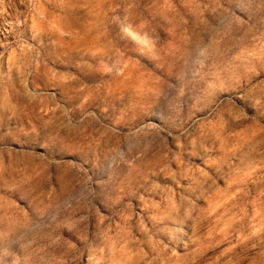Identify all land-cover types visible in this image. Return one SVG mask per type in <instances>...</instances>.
Here are the masks:
<instances>
[{
    "label": "clouds",
    "instance_id": "1",
    "mask_svg": "<svg viewBox=\"0 0 264 264\" xmlns=\"http://www.w3.org/2000/svg\"><path fill=\"white\" fill-rule=\"evenodd\" d=\"M209 2L206 15L199 7L201 0H183L196 4L198 15L190 27L182 21V36L175 45H166L143 19L134 25L128 16L113 18L119 27L117 37L132 45L133 55L149 63L158 61L155 66L160 70L167 66V79L147 77L152 87L143 88L140 83L146 77L141 72L128 97L119 93V85H108L102 93L109 100L103 114L107 123L93 117L83 126H65L83 137L82 165L48 179L38 194L30 185L24 187L23 178L10 179L0 167V191L13 183L19 186L15 200L0 195V264H66L59 255L65 231L78 234L85 250L90 235L99 238L97 254L107 252V259L116 264H133L126 242L111 241L121 226L126 239L134 237L133 228L144 236L134 237V264H153L158 251L181 261L169 247L175 242L181 252L191 249L182 264H198L213 241L224 240L229 245L224 264H264V111L257 107L258 91L264 87V0ZM18 3L27 10L20 12L17 0H0V13L16 10L13 27L2 30L14 34V40L0 39V124L22 119L29 107L35 113L47 99L29 77H46L53 89H76L80 83L76 77L53 72L42 53L58 44L52 33L59 32L60 38L72 35L55 27L59 17L46 5L62 11L71 0ZM116 52L112 66L94 67L82 57L75 64L82 72L112 74L125 84L129 80L125 68L138 62ZM13 70L20 87L12 81ZM77 94H82L79 89ZM13 95L19 98L15 103ZM37 118L43 119L38 114ZM31 131L36 132L35 125ZM169 139L179 152H172ZM183 154L201 159L204 167L189 169ZM173 161L176 168L171 167ZM224 164L231 170L225 180L232 201L228 219L223 227L208 231V210L198 201L209 199V189L224 190L209 171ZM188 172L200 183L193 184ZM156 189L163 193L160 199L152 194ZM133 200L141 212L135 211Z\"/></svg>",
    "mask_w": 264,
    "mask_h": 264
},
{
    "label": "rangeland",
    "instance_id": "2",
    "mask_svg": "<svg viewBox=\"0 0 264 264\" xmlns=\"http://www.w3.org/2000/svg\"><path fill=\"white\" fill-rule=\"evenodd\" d=\"M16 7L20 12H25L26 6L20 5L17 0ZM50 11L56 13L59 19H54L55 27L71 32V36L59 37V32L52 33V38L59 42L54 46V50L42 49L49 68L55 73L71 75L76 77L80 82L76 89H64L62 86L53 89L48 86L46 77L37 76L29 77V80H35L39 85V90L43 91L47 99L43 100L35 108V113L31 107L24 113L22 119L11 122L4 121L0 124V167H3L5 175L10 179L15 177L16 180L23 178L26 181L24 187L31 186L38 194L46 181L54 177H63L73 172L82 165L79 159V153L83 148V137L76 133H69L66 125H86L93 117L99 121L107 123L104 109L108 107L109 100L102 94L108 86L119 85V93L125 97L130 94V85L137 82V77L141 72L145 73V79L140 86L143 88L152 87L151 79L147 77H162L167 79L165 73L167 66L163 70L158 69L155 65L158 61L149 63L139 55H133L130 51L132 45L126 44L117 37L119 27L113 23V18L119 16L121 20L125 16L129 17V22L138 24L141 19L151 25L152 31L160 36V39L166 45H175L181 38L182 33L179 25L182 21H187L190 27L196 22L198 8L196 4H184L183 0H71L70 6L65 10H57L47 6ZM200 8L205 9L207 15L210 10L209 0H201ZM16 19V10L8 8L7 11L0 13V39L14 40V34H5L3 29L13 27ZM23 19V16L20 17ZM176 30L173 31V25ZM47 43V41H46ZM124 54L125 59L131 58L137 61V65L129 64L125 68L129 80L125 84H120L119 80H114L112 74H104L96 71H80L75 64L76 60H87L94 67H100L102 64L112 66L117 61L118 54ZM0 51H3L0 48ZM66 53L70 55H66ZM7 56V53H5ZM7 71V66H5ZM115 71V69H114ZM122 79V78H121ZM12 81L16 87H20L18 75L13 70ZM29 87L32 84L29 83ZM77 89L80 93L77 94ZM260 96L257 107L264 111V87L258 91ZM16 95L12 96L13 102L18 101ZM254 102L256 97L253 98ZM44 108V112H40ZM203 111V109H201ZM109 112L111 109L109 108ZM37 114L43 119H38ZM203 119V117H200ZM36 126V132H32V126ZM88 128V131H91ZM168 145L172 152H179L176 144L169 139ZM182 159L188 165L189 169L197 166L204 167L201 159L189 158L187 154L182 155ZM172 168L177 164L173 161ZM212 171L223 191L206 193L208 200L201 199L198 201L201 207L207 209V230L211 231L214 227L219 229L227 223V208L232 202L229 199V190L225 184L226 178L230 175L229 164H224L220 169ZM193 184L200 183L190 172L187 173ZM53 184L56 183L53 179ZM187 183V181H182ZM15 183L12 186L0 191L7 201L16 199L15 192L18 189ZM58 188V186H57ZM249 188L255 190V186L249 183ZM59 190V189H58ZM157 199L163 195L161 190L156 189L152 193ZM19 202V201H18ZM136 212H141L142 208L133 200ZM101 211H105L103 208ZM119 225V217H116ZM123 226H121L122 228ZM117 228L111 234V241L119 245L122 240L127 244L125 252L128 256L133 257V264L136 254V240L134 237L144 239L142 233L133 228L134 237L127 238V233ZM91 231V229H90ZM64 242L59 248V255L66 264H116L115 261L107 259L109 253L97 254L96 249L102 246L99 238H93L90 235L87 250L85 245L79 240L78 234L64 232ZM167 244L168 241L165 240ZM69 245H75V248ZM175 248L181 257L177 262L163 251L155 253L156 259L153 264H182V258L189 255L191 249L186 252L180 251L179 242L169 245ZM229 245L226 240L213 241L208 246L202 261L198 264H224L228 256ZM247 264V261L244 262Z\"/></svg>",
    "mask_w": 264,
    "mask_h": 264
}]
</instances>
